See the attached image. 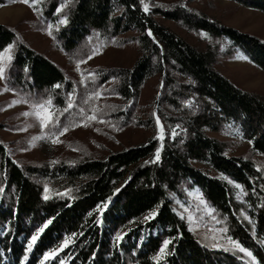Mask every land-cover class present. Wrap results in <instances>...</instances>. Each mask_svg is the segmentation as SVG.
Wrapping results in <instances>:
<instances>
[{
	"label": "trees",
	"instance_id": "obj_1",
	"mask_svg": "<svg viewBox=\"0 0 264 264\" xmlns=\"http://www.w3.org/2000/svg\"><path fill=\"white\" fill-rule=\"evenodd\" d=\"M233 1L247 2L264 12V0ZM66 2H70L67 23L56 37L68 59L75 62L90 54L94 44L87 41H93L100 31L117 36L135 28L142 55L123 74L120 95L135 99L151 73H160L163 67L159 114L166 126L180 122L181 131L172 141L166 138L159 162H154L158 142L149 140L104 157L89 156L52 167L15 162L0 139V262L156 264L153 257L167 239L171 241L168 254L160 264H264V164L246 157H226L223 146L207 134L225 129L230 119H241L252 133V150L264 156V99L234 86L213 69L211 52L197 50L145 16L138 0H42L38 8L45 20L53 21L58 5ZM17 3L20 0H0V6ZM153 9L155 14L183 21L211 37L227 38L264 69V42L258 38L181 7L173 12ZM146 26L157 43L146 35ZM9 46L12 60L3 79L5 86L29 105L51 100L57 109H65L68 93L74 92L73 109L56 112L59 127L51 131L75 128L86 107L79 103L82 94L77 84L30 48L15 27L0 24V51ZM115 69H108L99 82L119 73ZM78 106L82 108L76 109ZM166 107L182 115H168ZM2 126L0 123V129ZM197 165L233 181L240 192ZM47 185L50 190L45 193ZM195 188L213 211L214 220L208 221L194 210L185 190ZM178 204L194 210L201 222L221 229L252 257L196 238L178 215ZM48 221L51 223L29 251V240ZM117 233L122 240L115 239ZM68 237L73 238L69 246L45 260V254L59 249Z\"/></svg>",
	"mask_w": 264,
	"mask_h": 264
},
{
	"label": "rangeland",
	"instance_id": "obj_2",
	"mask_svg": "<svg viewBox=\"0 0 264 264\" xmlns=\"http://www.w3.org/2000/svg\"><path fill=\"white\" fill-rule=\"evenodd\" d=\"M138 2L145 16H150L197 50L211 52L213 69L234 86L264 99V69L255 64L242 48L233 46L225 37H211L205 31L189 27L183 21L166 19L155 14L153 8H165L173 12L181 7L194 14L204 15L220 26L230 27L264 42L263 11L250 7L247 2L233 0H145L149 4V11L145 13L140 0ZM69 4L70 2H66L58 5L54 12L57 19L53 21L45 20L42 8L34 11L32 7L21 2L0 6V24L15 27L30 48L43 54L60 67L77 84L82 94V100H79V103L81 101L83 106H86L76 108H82L81 114L84 116L79 126L77 124L75 128L70 127L64 135L59 136L53 135L52 128L45 129L44 133H41L37 120L33 116L23 115L25 112H32L33 105L27 104L16 96L5 86L3 80H0V123L4 125L0 129V139L5 144L10 157L24 166L52 167L89 156L104 157L113 151H121L145 144L149 140H156L158 146L154 162H159L160 156L158 160L156 159L157 150H160L161 155L166 138L172 141L181 131L180 122L169 123L166 126L159 114V93L163 84L162 78L166 73L164 68L161 67L160 73L157 70L151 73L139 88L135 99L124 98L119 90L123 74L131 70L136 60L142 55L138 32L133 27L117 36H111L104 30L100 31L94 35L93 41L91 38L87 41L94 44L91 45V53L74 62L62 52L56 37L60 27L67 23L60 24L59 21L61 19L67 21ZM58 8H62L59 13ZM120 13L119 10L116 15ZM48 25H52L51 35L48 34ZM149 32L146 26V35L153 43H157ZM80 61L84 62L80 63L78 71L76 66ZM113 68L120 70L119 73L116 72L113 77L99 82L104 73ZM174 77L178 79L176 75ZM82 79H84L83 84ZM179 79L184 82V79ZM96 91H99L101 95L85 104L84 100ZM69 95L74 101L76 98L74 92H69L68 97ZM191 105L192 101H189L186 108H190ZM63 109H57L52 104L50 106V110L55 112ZM92 109L96 110L97 119L87 120V116L93 115ZM166 110L169 111L168 115H182L176 109L171 111L172 109L166 107ZM228 121L225 129L222 130L220 127L216 132L207 133L223 146L224 155L246 157L264 164V156L252 150L253 137L250 129L243 126L241 119ZM41 135L46 138L36 139ZM52 139H57V143H52ZM196 167L208 172L212 177L224 179L238 193L240 192V187L233 181L210 171L205 166L197 165ZM46 188L49 192V185ZM185 191L187 197L193 202L194 210L199 211L198 213L204 219L214 220L213 211L205 203L199 189ZM194 210L183 205H179L176 209L196 238L211 242L215 248L236 249L229 243L231 239L229 236L221 229L201 222Z\"/></svg>",
	"mask_w": 264,
	"mask_h": 264
},
{
	"label": "snow or ice",
	"instance_id": "obj_3",
	"mask_svg": "<svg viewBox=\"0 0 264 264\" xmlns=\"http://www.w3.org/2000/svg\"><path fill=\"white\" fill-rule=\"evenodd\" d=\"M21 3H24L26 5H28L29 7H32L34 11H38L37 5L39 3L42 2V0H20ZM141 4L143 5V10L145 13H147L149 11V4L145 2V0H140ZM60 11H62V8H58L57 12L59 13ZM67 21L66 19H61L59 21L60 24H65ZM49 28V35H51V28L52 25H48ZM149 35H151V32H149ZM11 46L3 49L2 51H0V80L5 79V72H6V68L7 66L11 63L12 60V56H11ZM91 58V57H89ZM84 61H80L77 63V70L79 71V67H80V63H83ZM81 83H84V79L81 80ZM55 87L59 88L60 85H56ZM101 95V93L99 91H96L93 95L88 96L85 100L84 103L87 104L89 100H92L95 97H99ZM50 106H51V100H47L41 103H37L35 105H33V111L32 112H25L23 113L24 116H33L40 127L41 133H44L45 129H49V128H56L59 127V120L58 117L56 116V112L55 111H51L50 110ZM74 107V102H73V98L71 95H69L68 97V103H67V107L61 111V114L63 112H68L71 109H73ZM93 112V115H89L86 117L87 120H96L97 117L95 115L96 110L92 109L91 110ZM102 122V121H101ZM157 125H159V120H157ZM79 126V124L77 125ZM69 130L68 127H63L61 129V131L59 133H54L53 135L55 136H59V135H64L67 131ZM162 131V130H161ZM46 137L41 135L40 137H37L36 139H45ZM161 138V137H158ZM52 143H57V139H52ZM160 156V150L158 149L156 152V159L158 160ZM55 163V162H53ZM48 192V189L45 188V193ZM49 197L47 195L44 196V199L47 200ZM107 205H103L101 208H99V211H103L104 208H106ZM151 216H154L155 213L150 214ZM146 219H148V217H146ZM51 221H48L47 224L44 225L43 228L39 229V231L33 235L31 237V239L29 240L28 243V250L31 251L32 246L34 245V243L37 241L39 235L41 232L44 231V228H47L48 224H50ZM122 235L120 233H117L115 239L117 241L122 240ZM72 237H68L64 240L62 246L59 249L53 250L52 252L46 253L45 254V260L53 258L59 251H62L63 248L68 247L69 246V242L72 240ZM171 243L170 240H164L162 243V246L160 247L158 253L156 254L155 257H153L154 261L156 262V264H160V261L168 254V252L166 251L168 249V245ZM229 243L233 244L234 247L236 249L239 250V252L243 253L245 256L251 258L252 257V253L250 251H247L246 249H244L238 242L229 239ZM26 259V257H25Z\"/></svg>",
	"mask_w": 264,
	"mask_h": 264
}]
</instances>
